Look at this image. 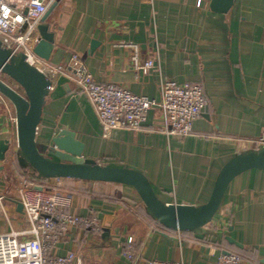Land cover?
Here are the masks:
<instances>
[{
  "label": "crops",
  "instance_id": "obj_1",
  "mask_svg": "<svg viewBox=\"0 0 264 264\" xmlns=\"http://www.w3.org/2000/svg\"><path fill=\"white\" fill-rule=\"evenodd\" d=\"M196 2L58 0L47 19L56 33L48 60L52 65H67L77 52L96 81L124 86L155 100L161 98L164 79L201 83L209 105L191 135L178 138L154 129L161 119L157 108L140 130L103 127L88 96L67 71L53 80L37 131L38 144H51L63 129L72 131L84 143V157L142 172L164 203H206L230 159L264 148L257 142L264 133V0H235L228 13L211 11V0L201 6ZM121 42L138 44L142 58L154 59L155 67L136 73L132 49ZM16 130L14 106L9 100L0 103V132H11L15 140ZM14 140L11 148L18 167H27L25 159L20 162ZM23 177L12 180L4 166L0 170V233L25 227L23 212L13 201L25 187ZM27 182L34 196L55 194L59 201L69 202L72 212L96 214L104 223L96 234L75 228L58 244V253L72 250L81 264L153 260L216 264L224 252L239 253L242 264H264L263 170L238 175L214 219L197 231L161 226L128 185L69 178H28ZM129 237L135 241L133 261L123 252ZM93 246L101 247L104 254L82 258L79 252Z\"/></svg>",
  "mask_w": 264,
  "mask_h": 264
},
{
  "label": "built area",
  "instance_id": "obj_2",
  "mask_svg": "<svg viewBox=\"0 0 264 264\" xmlns=\"http://www.w3.org/2000/svg\"><path fill=\"white\" fill-rule=\"evenodd\" d=\"M198 6L204 0H196ZM58 0H0V40L12 50L14 55L23 53L27 61L53 80L59 73L69 71L80 90L91 101L101 125L108 129L140 130L144 127L149 113L159 109L161 119L154 129L168 136L183 138L194 131L195 121L209 105V98L201 83H179L164 79L160 83V100L136 94L129 88L112 83L98 82L90 72L81 54L73 52L67 65H52L34 53L40 40L38 26L45 14ZM120 45L132 49L131 60L136 73L148 72L155 67L152 58H142L140 47L134 42ZM0 78L2 73L0 71ZM7 99L0 93V103ZM257 142L264 144V133ZM14 145L17 146L16 142ZM18 147V146H17ZM14 204L23 205L21 230L12 229L0 233V264H81L76 252L69 250L58 253V244L69 233L84 227L91 233H100L103 222L96 214L81 215L69 210V202H61L57 195L44 196L41 192L31 193L30 184L25 181ZM3 197H0V202ZM179 231V230H178ZM124 255L136 259L135 241L129 237L123 246ZM242 256L237 252H224L216 264H242ZM146 264H183L182 262L153 260Z\"/></svg>",
  "mask_w": 264,
  "mask_h": 264
},
{
  "label": "water",
  "instance_id": "obj_3",
  "mask_svg": "<svg viewBox=\"0 0 264 264\" xmlns=\"http://www.w3.org/2000/svg\"><path fill=\"white\" fill-rule=\"evenodd\" d=\"M235 0H211L210 9L215 13H228ZM57 3L48 10L38 26L40 40L34 53L48 61L55 47L56 33L50 29L47 19ZM97 42H93L92 51ZM0 93L11 102L16 111L17 130L0 132V163L16 142L26 163L43 178L80 179L112 182L135 189L151 216L163 226L179 231H197L209 224L219 211L231 182L250 169L264 171V148L258 152L241 153L230 159L221 169L208 201L202 205L166 204L156 194L145 174L128 167L99 163L83 156L84 143L74 132L63 129L51 140V144H38L37 131L42 120L43 107L49 94L51 80L31 65L23 53L14 55L0 40ZM4 78L22 89L19 92ZM0 170L2 167L0 166ZM17 209L23 212L21 202ZM108 232V230H106ZM231 243H235L228 237ZM228 253V252H226Z\"/></svg>",
  "mask_w": 264,
  "mask_h": 264
},
{
  "label": "rangeland",
  "instance_id": "obj_4",
  "mask_svg": "<svg viewBox=\"0 0 264 264\" xmlns=\"http://www.w3.org/2000/svg\"><path fill=\"white\" fill-rule=\"evenodd\" d=\"M7 82H11L12 84H14L12 81L4 78ZM19 87V86H18ZM20 89V87H19ZM20 92L23 93L22 89H20ZM13 148V147H12ZM10 148V150L8 151L7 153V156H9L8 160L2 165V169H3V166H4V169L6 170V174L7 176L14 180V179H18L19 175L22 174V176L24 175L25 177H23L26 181H28V178L29 179H35V178H43L41 176L38 175V173L30 166L28 165L27 163V167H24V168H19L18 166V163H17V160H16V154L14 152V149ZM19 149H17L18 151ZM19 156H21V163L23 162L22 160L24 159V157L22 156V154L19 152ZM92 249L90 251L88 250H85L83 252V250H81L79 253L80 255L82 256V258L86 257V258H92L93 256L95 257H99V256H102L104 253L102 251V248L99 247V246H93L91 247ZM85 258V259H86Z\"/></svg>",
  "mask_w": 264,
  "mask_h": 264
},
{
  "label": "trees",
  "instance_id": "obj_5",
  "mask_svg": "<svg viewBox=\"0 0 264 264\" xmlns=\"http://www.w3.org/2000/svg\"><path fill=\"white\" fill-rule=\"evenodd\" d=\"M160 224V223H159ZM161 226H163L162 224H160ZM163 227H165V226H163ZM167 228V227H166Z\"/></svg>",
  "mask_w": 264,
  "mask_h": 264
}]
</instances>
